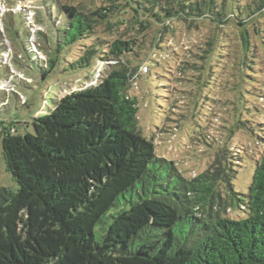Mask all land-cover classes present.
I'll use <instances>...</instances> for the list:
<instances>
[{"label": "trees", "instance_id": "obj_1", "mask_svg": "<svg viewBox=\"0 0 264 264\" xmlns=\"http://www.w3.org/2000/svg\"><path fill=\"white\" fill-rule=\"evenodd\" d=\"M129 1L152 39L103 38L97 28L112 29V7L62 5L67 23L43 78L62 60L82 86L34 116L33 131L17 134L21 121L0 118L3 157L18 184L0 187V264H264V82L258 87L250 70L256 55L264 61V0ZM176 22L210 25L184 55L185 73L212 79L219 57L229 58L228 93L191 139L215 157L192 177L143 135L130 92L133 63L149 57L160 66L173 56L162 43L176 37ZM229 24L239 49H224ZM239 134L256 150L247 192L234 186L248 157L234 149Z\"/></svg>", "mask_w": 264, "mask_h": 264}, {"label": "rangeland", "instance_id": "obj_2", "mask_svg": "<svg viewBox=\"0 0 264 264\" xmlns=\"http://www.w3.org/2000/svg\"><path fill=\"white\" fill-rule=\"evenodd\" d=\"M131 3L129 0H0V118H17L21 121L17 134L33 131L31 122L34 116L49 113L55 106L56 97L82 86L84 78L79 79V74L71 70L64 71L65 61L62 60L54 71L43 78L44 70L56 54L63 33L61 28L67 23L62 5H80L86 12L112 7L114 12L108 18L114 23L112 29L108 30L107 24L101 23L97 28L100 35L106 39L122 36L125 39L143 40V36L147 37L146 31H139V16L131 8ZM203 23L200 22V28L194 23L188 26V22L171 25L175 28L176 37L166 35V42L160 43L168 46L175 61L172 57H163L162 65L158 66L146 57L133 63V66L138 64V70L131 80L130 92L139 99L141 132L155 142L159 156L174 160L187 177L198 175L213 162L214 150L206 152L208 145L203 144L202 149L192 144L191 139L200 134L214 106L221 103L224 94L227 95L225 86L230 78L227 75L229 58L226 56L219 57L223 61L215 63L213 69L217 72H212V79L208 78L206 71L197 78L193 72L185 73L181 68L189 67L182 60H188L184 55L191 54L192 43L198 44L207 34L203 33L208 31L210 25ZM260 26L264 28V17ZM223 30V37L229 45L224 49H239L234 38L238 30L234 25L229 24ZM149 33L147 38L152 39L153 32ZM73 51L77 54L78 49L74 47ZM254 58L255 61L251 62L254 67L250 70L257 74L256 80L261 88L264 61L258 55ZM5 70L7 72L4 74ZM93 73L100 76L102 72L98 70ZM246 81L253 83L248 78ZM242 91L247 94L245 86ZM171 101L174 103L170 108L172 111L168 110ZM260 102L264 104V101ZM257 116H260V112ZM234 141L238 143L237 146L232 144L234 149L239 150L237 147H240L242 154L247 153L248 156L238 168L234 186L239 192H247L255 170V161L249 156H253L256 150L249 151L245 145L250 143L252 146L254 141L248 134H239ZM1 186L13 191L18 189L17 182L6 168L0 135ZM231 215L236 216L237 212Z\"/></svg>", "mask_w": 264, "mask_h": 264}]
</instances>
